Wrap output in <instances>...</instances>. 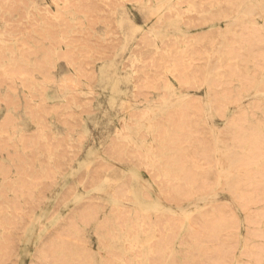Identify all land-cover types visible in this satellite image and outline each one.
I'll return each instance as SVG.
<instances>
[{
  "label": "rangeland",
  "instance_id": "1",
  "mask_svg": "<svg viewBox=\"0 0 264 264\" xmlns=\"http://www.w3.org/2000/svg\"><path fill=\"white\" fill-rule=\"evenodd\" d=\"M0 264H264V0H0Z\"/></svg>",
  "mask_w": 264,
  "mask_h": 264
},
{
  "label": "bare ground",
  "instance_id": "2",
  "mask_svg": "<svg viewBox=\"0 0 264 264\" xmlns=\"http://www.w3.org/2000/svg\"><path fill=\"white\" fill-rule=\"evenodd\" d=\"M173 238V237H172ZM148 253V252H147ZM147 260H148V258H147Z\"/></svg>",
  "mask_w": 264,
  "mask_h": 264
}]
</instances>
